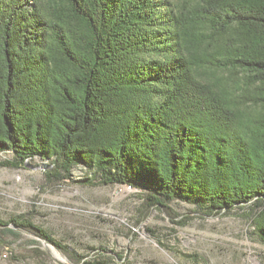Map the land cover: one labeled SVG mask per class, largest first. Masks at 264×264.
<instances>
[{
    "label": "trees",
    "instance_id": "obj_1",
    "mask_svg": "<svg viewBox=\"0 0 264 264\" xmlns=\"http://www.w3.org/2000/svg\"><path fill=\"white\" fill-rule=\"evenodd\" d=\"M1 151L159 208L249 206L264 242V0H0ZM23 231L62 249L22 215L0 218V246ZM107 253L79 261L122 264Z\"/></svg>",
    "mask_w": 264,
    "mask_h": 264
},
{
    "label": "rangeland",
    "instance_id": "obj_2",
    "mask_svg": "<svg viewBox=\"0 0 264 264\" xmlns=\"http://www.w3.org/2000/svg\"><path fill=\"white\" fill-rule=\"evenodd\" d=\"M168 1L179 9L193 3ZM14 156L1 151L0 161ZM51 168L39 157L21 167L1 166L0 218L24 216L48 230L62 249L40 239L33 244L37 237L23 231L6 237L0 264H81L83 256L102 248L122 264H264V242L248 217L249 206L217 215H204L182 200L159 208L149 205L145 188L89 184L86 179L94 174L82 166L70 179L52 180L46 174Z\"/></svg>",
    "mask_w": 264,
    "mask_h": 264
},
{
    "label": "water",
    "instance_id": "obj_3",
    "mask_svg": "<svg viewBox=\"0 0 264 264\" xmlns=\"http://www.w3.org/2000/svg\"><path fill=\"white\" fill-rule=\"evenodd\" d=\"M129 186H131V185H129ZM8 226H13V227H15L14 225H12V224H7ZM35 235V237H37L38 239H40L46 246H50V244L51 243H49L46 239H44V238H42V237H40L39 235H36V234H34ZM55 258L56 259H58L59 261H62V259H60L58 256H56L55 255ZM62 262H64V261H62Z\"/></svg>",
    "mask_w": 264,
    "mask_h": 264
},
{
    "label": "bare ground",
    "instance_id": "obj_4",
    "mask_svg": "<svg viewBox=\"0 0 264 264\" xmlns=\"http://www.w3.org/2000/svg\"><path fill=\"white\" fill-rule=\"evenodd\" d=\"M55 255H57V256L60 258V256H59V254H58V253H56Z\"/></svg>",
    "mask_w": 264,
    "mask_h": 264
}]
</instances>
